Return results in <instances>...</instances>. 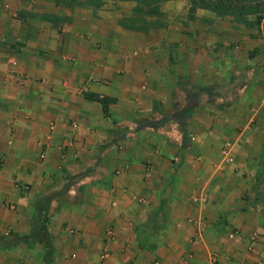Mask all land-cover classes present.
<instances>
[{
  "label": "crops",
  "instance_id": "crops-1",
  "mask_svg": "<svg viewBox=\"0 0 264 264\" xmlns=\"http://www.w3.org/2000/svg\"><path fill=\"white\" fill-rule=\"evenodd\" d=\"M39 3L0 0V236L50 197L54 264H264V36L206 9L54 25Z\"/></svg>",
  "mask_w": 264,
  "mask_h": 264
},
{
  "label": "rangeland",
  "instance_id": "rangeland-1",
  "mask_svg": "<svg viewBox=\"0 0 264 264\" xmlns=\"http://www.w3.org/2000/svg\"><path fill=\"white\" fill-rule=\"evenodd\" d=\"M35 1L40 2L38 5L39 8L45 9V11H43L44 13L42 12V15H61L60 20H57V24L62 22V19L69 18L70 13L75 10H90L93 11V14L97 17H100L98 12L101 11L103 14H105V16L108 18V22L111 24L114 22L120 23L123 27L129 29L134 28L138 32H147L157 27H161L167 23L168 16L172 15L176 17L178 15V17L181 16L183 18L187 17L192 19L193 15L198 16V14H200L201 16V9H205L198 6L192 7L191 0H161L158 4L157 14L144 7L140 11L136 10L137 6L134 1L102 0V2L99 4H95V0H77L76 3H72L71 0ZM174 9H176V11ZM118 14H124V16L119 17L117 16ZM221 16L224 17L229 15ZM233 20L238 24V26L242 25L246 28L254 30V34H260V36H264V10L262 13L249 14L240 19L235 18ZM252 198L253 197L251 195L246 193L245 196L242 197L245 204V209L250 210L249 205H253L251 207L254 209L256 208L255 204H251Z\"/></svg>",
  "mask_w": 264,
  "mask_h": 264
},
{
  "label": "trees",
  "instance_id": "trees-1",
  "mask_svg": "<svg viewBox=\"0 0 264 264\" xmlns=\"http://www.w3.org/2000/svg\"><path fill=\"white\" fill-rule=\"evenodd\" d=\"M67 1V0H63ZM72 3H76L77 0H71ZM94 1V0H92ZM118 1H134L136 3V10L140 11L142 8L152 10L154 13H158V4L161 0H118ZM102 0H95V4L101 3ZM191 6H198L211 10L221 15H229L233 19H240L249 14L262 13L264 10V0H191ZM61 15L49 16V14L41 15L45 20L50 21L54 25H58ZM62 19L61 21H67ZM58 20V21H57ZM61 23V22H60ZM134 29V28H133ZM50 197L41 199L37 203V219L32 224L31 229L27 233L19 234L15 232H8L7 234L0 236V249L11 250L18 245H31L33 243H39L44 248L43 264H54V246L52 236L49 231V218L48 204ZM264 202V189L262 198L259 201ZM137 231L140 234L139 228ZM153 234L150 233L147 236V241L150 244H146V247H152L156 242L153 240Z\"/></svg>",
  "mask_w": 264,
  "mask_h": 264
},
{
  "label": "built area",
  "instance_id": "built-area-1",
  "mask_svg": "<svg viewBox=\"0 0 264 264\" xmlns=\"http://www.w3.org/2000/svg\"><path fill=\"white\" fill-rule=\"evenodd\" d=\"M204 264H216L215 259L214 258H210L207 262H205Z\"/></svg>",
  "mask_w": 264,
  "mask_h": 264
}]
</instances>
